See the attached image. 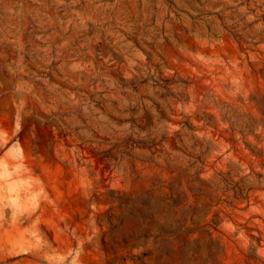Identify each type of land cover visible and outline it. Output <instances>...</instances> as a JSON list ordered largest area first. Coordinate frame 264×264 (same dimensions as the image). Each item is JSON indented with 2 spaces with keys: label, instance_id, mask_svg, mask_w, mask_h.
Wrapping results in <instances>:
<instances>
[{
  "label": "rangeland",
  "instance_id": "rangeland-1",
  "mask_svg": "<svg viewBox=\"0 0 264 264\" xmlns=\"http://www.w3.org/2000/svg\"><path fill=\"white\" fill-rule=\"evenodd\" d=\"M0 264H264V0H0Z\"/></svg>",
  "mask_w": 264,
  "mask_h": 264
}]
</instances>
